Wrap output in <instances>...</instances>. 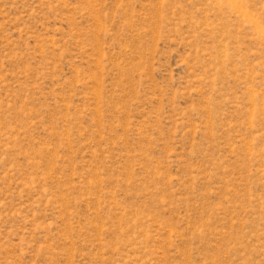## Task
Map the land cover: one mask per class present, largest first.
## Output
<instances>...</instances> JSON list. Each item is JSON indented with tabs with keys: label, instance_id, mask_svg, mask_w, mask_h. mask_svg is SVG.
I'll return each instance as SVG.
<instances>
[{
	"label": "rangeland",
	"instance_id": "rangeland-1",
	"mask_svg": "<svg viewBox=\"0 0 264 264\" xmlns=\"http://www.w3.org/2000/svg\"><path fill=\"white\" fill-rule=\"evenodd\" d=\"M0 264H264V0H0Z\"/></svg>",
	"mask_w": 264,
	"mask_h": 264
}]
</instances>
